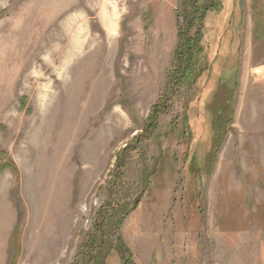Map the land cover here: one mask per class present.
<instances>
[{"label":"rangeland","instance_id":"1","mask_svg":"<svg viewBox=\"0 0 264 264\" xmlns=\"http://www.w3.org/2000/svg\"><path fill=\"white\" fill-rule=\"evenodd\" d=\"M183 1L0 0V264H264V0L181 86Z\"/></svg>","mask_w":264,"mask_h":264},{"label":"trees","instance_id":"2","mask_svg":"<svg viewBox=\"0 0 264 264\" xmlns=\"http://www.w3.org/2000/svg\"><path fill=\"white\" fill-rule=\"evenodd\" d=\"M186 9L188 8V18L189 22L186 24V28L180 32V46L178 48V58H177V75L174 77L178 79L177 81L181 84H194L196 78L200 75V70H205V68H209V66L204 65V67L200 68V60L205 59V54L203 53V46L201 43V33L200 27H197L196 32L190 33V27L194 23V20L197 19V22L202 23L204 15L207 11L213 10L216 8L218 4H220L219 0H184L183 1ZM189 87V86H188ZM187 108V106H186ZM156 117V114H155ZM153 115H151V119H154ZM198 169V168H196ZM135 203V202H134ZM133 205L131 209L134 207ZM128 211V210H127ZM127 214V212L122 213V215ZM118 242L121 245L120 248V257L122 259L123 264H131V258L129 255L128 248L121 242L118 237ZM100 246L98 249V255L95 259L100 255V253L104 250V243L99 242Z\"/></svg>","mask_w":264,"mask_h":264},{"label":"water","instance_id":"3","mask_svg":"<svg viewBox=\"0 0 264 264\" xmlns=\"http://www.w3.org/2000/svg\"><path fill=\"white\" fill-rule=\"evenodd\" d=\"M260 70L264 71V67H261ZM264 73V72H263Z\"/></svg>","mask_w":264,"mask_h":264},{"label":"bare ground","instance_id":"4","mask_svg":"<svg viewBox=\"0 0 264 264\" xmlns=\"http://www.w3.org/2000/svg\"><path fill=\"white\" fill-rule=\"evenodd\" d=\"M261 71V70H260Z\"/></svg>","mask_w":264,"mask_h":264},{"label":"crops","instance_id":"5","mask_svg":"<svg viewBox=\"0 0 264 264\" xmlns=\"http://www.w3.org/2000/svg\"><path fill=\"white\" fill-rule=\"evenodd\" d=\"M262 71V70H261Z\"/></svg>","mask_w":264,"mask_h":264}]
</instances>
